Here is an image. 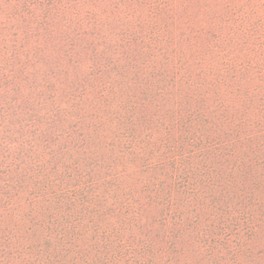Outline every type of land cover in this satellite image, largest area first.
<instances>
[{"label":"rangeland","instance_id":"rangeland-1","mask_svg":"<svg viewBox=\"0 0 264 264\" xmlns=\"http://www.w3.org/2000/svg\"><path fill=\"white\" fill-rule=\"evenodd\" d=\"M0 264H264V0H0Z\"/></svg>","mask_w":264,"mask_h":264}]
</instances>
